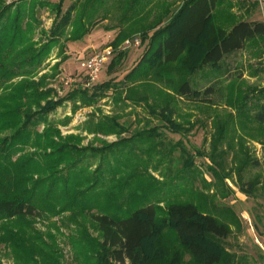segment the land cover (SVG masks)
Wrapping results in <instances>:
<instances>
[{"label":"trees","instance_id":"1","mask_svg":"<svg viewBox=\"0 0 264 264\" xmlns=\"http://www.w3.org/2000/svg\"><path fill=\"white\" fill-rule=\"evenodd\" d=\"M175 2L179 0L169 4L168 0H122L118 4L120 18L131 24H127L126 30L119 28L109 45L116 52L118 46L138 30L141 42L147 45L136 65L120 81L111 78L101 83L99 80L91 84L85 82L83 86L76 85L64 97L55 98L46 80L60 72L59 67L68 57L55 56L57 61L48 66L50 72L39 75V68L49 59L54 47H61V40L81 41L92 25H97L95 6L102 7L103 2L74 0L63 10V0H23L8 5L0 0V221L14 222L11 229L4 227L2 233L0 231V245L6 246L7 241L15 245V258L21 259L22 264H38L31 259L27 262V255L40 258V264H60L59 250L41 251L34 242L30 243L32 250L25 253L28 248L24 245L28 240L36 237L43 240L26 218L70 213L71 220L93 209L97 213L90 215L99 231V239L84 231L71 241L75 254L86 258V264H241V258L238 260L236 254L225 251L223 242L230 236L226 224L192 203L164 205L166 213L161 219L157 218L153 205L110 213L119 198L108 186L121 180L119 173H113L102 184L105 176L100 170L102 165L90 172L91 162L85 166L83 163L88 160L87 153L90 152V157L103 154L126 139L119 138L99 149L83 146L80 135L60 134L58 126L68 124L70 117L62 121L49 118L65 103H70V111L75 113L80 108L93 107L110 90L114 91L117 103L125 91V100L146 102L150 116L167 126L171 133L180 134L181 125L171 120L172 101L166 96L167 89L185 101L212 104L208 97L213 94V86L202 91L192 89L187 77L205 67L218 70L226 55L244 50L256 40L264 47V24L237 20L231 14L227 29L219 24L216 14L220 0H180L177 6L173 5ZM37 6L48 7L54 17L50 29L42 31L45 42L36 47L27 31L32 30L28 21L34 20ZM241 7L244 8L243 4ZM149 15L151 20H147ZM127 17L130 21H126ZM117 53L111 60L109 73L124 56L123 52ZM163 68L166 73H162ZM155 79L165 87H158L155 93L145 90L137 94L134 88L127 86L142 81L147 85L149 80ZM252 91L258 96L255 111L250 112L251 105H246L244 100L246 106L242 103L236 107V112L239 116L246 113L252 123L264 126V87ZM227 125L228 122H222L217 127L218 136L211 142L213 149L224 139L221 135ZM79 129L93 135L117 137L126 132L116 118L103 115L96 118L91 115ZM156 131L154 128L153 132ZM234 163L233 169L237 171L244 165ZM192 165L193 158L187 159L183 168ZM220 179L222 182L224 176ZM101 184L103 187L96 191ZM255 187L256 184L250 182L242 184L239 191L249 196ZM204 188L207 189V185ZM26 232L33 233V238L25 236ZM166 234L172 238L168 236L161 242ZM20 252H24V258ZM45 253L52 262L47 259L45 263Z\"/></svg>","mask_w":264,"mask_h":264},{"label":"rangeland","instance_id":"2","mask_svg":"<svg viewBox=\"0 0 264 264\" xmlns=\"http://www.w3.org/2000/svg\"><path fill=\"white\" fill-rule=\"evenodd\" d=\"M22 1L3 0L6 5L19 4ZM48 1L57 2V0ZM73 1L63 0V10ZM121 1L101 0L103 6H95L98 23L95 26L92 25L91 30L97 26L107 28L111 25L126 30L129 27L127 24L131 23H125L120 18L122 13L118 9V4ZM170 1L172 0H168V4ZM178 3L180 4V0L173 5L177 6ZM34 14V20L28 21L32 24V30L27 33L29 32L32 43L37 47L45 42V34L42 31L47 32L50 29L54 14L48 7L39 6L35 8ZM216 14L219 24L227 29L231 23V14L237 20H260L256 5L241 0H220ZM148 19L151 20L152 16L149 15ZM99 31L94 33V40L89 36L86 37L89 33L85 36L86 39L84 37L75 43L61 40V47H54L49 59L39 68V75L50 72L48 66L57 61L55 56L68 57L59 67L60 72L46 80L47 88L53 89L55 98L64 97L76 85L83 86V83H88L86 74L81 72V63L90 60L95 54L107 51L111 53L108 59L106 57L104 60L99 82H105L111 78L117 82L136 65L146 49L147 42H141L142 38L138 30L128 39L138 37L140 45L126 46L124 41L128 39H125L116 52L110 45L105 44L106 32ZM98 33L101 35L99 36ZM101 40L104 44L98 45ZM67 43L72 44L67 47ZM67 51L69 55L65 53ZM119 51L123 52L124 56L112 67V73H109L111 60L119 54L117 53ZM164 68L162 73H166ZM187 78L192 89L202 91L208 86H213L214 91L208 97L212 100V104H204L185 101L172 94V90L167 89L169 94L166 96L172 101L171 120L174 124L181 125L180 134L171 133L167 126L150 116L146 102L125 100V91L122 92L117 103H115L114 91L110 90L93 107L80 108L75 113L70 111V103H65L50 114L49 118L62 121L64 117H70L68 124L58 126L60 134L62 136L80 135L83 138L81 142L83 146L99 149L119 138L126 139L103 154L90 157V152L87 153L88 160L83 163L85 166L91 162L90 172L95 170V166L102 165L100 170L105 174L102 177L104 180L102 184H105L113 173H119L121 180L108 186L119 198V201L113 203L110 213L118 211L124 213L128 207L137 209L153 205L156 208L157 218L161 219L166 213L164 205L192 203L201 211L226 224L230 231V236L223 242L227 253L236 254L238 260L241 258L239 261L241 264H264L262 251L264 248V126L252 123L246 113L239 116L236 112V107L242 103L243 106L251 105L250 112L255 111L254 106L258 96L253 94L252 90L264 87L263 43L256 40L255 43L247 45L244 50L226 55L221 67L216 71L205 67ZM155 80H149V85H143L144 81H142L128 83L127 86L134 88L137 94L145 93V90L155 93L158 87L165 88L158 83V79ZM143 95L146 94H141ZM91 115L95 118L99 115L113 116L126 128V132L117 137V135H93L80 130L83 122ZM222 122H228L221 135L224 139L217 145L218 147L213 149L211 142L215 136H218L216 129ZM154 128L158 131L153 132ZM38 130L41 131L42 126ZM131 136L134 137L129 138ZM192 158L193 165L183 168L187 159ZM234 161H237V166L244 164L240 171L233 169ZM211 168L215 170L211 171ZM228 169L230 172L227 173ZM225 173L227 175H224ZM222 176L224 180L220 182ZM250 182L256 184V187L249 196H246L239 191V188L242 184ZM102 184L99 185L101 187L96 188V191L103 187ZM204 185H207V189ZM221 192L223 194L220 195ZM95 213H97L95 209L90 212L85 211L73 216L71 220L70 213L53 217L44 214L26 218L43 240L38 237L33 241L28 240L29 243L24 245L28 248L25 253L32 250L30 243L34 242L36 248L41 251L59 250L60 264H86V258L75 254L71 241L78 236V233L82 234L84 231L90 237L99 239V231L90 215ZM11 222L13 221H0L1 233L4 227L12 228ZM25 236L33 238V233L26 232ZM168 236L172 238V235L166 234L161 242H164ZM14 248L15 245L8 244V241L6 246L4 243L0 245V264H22L21 259L15 258ZM20 255L21 258L25 257L24 252H20ZM48 258H51L49 254L45 256V263ZM29 259L37 261L38 264L42 262L40 258L35 256L31 258L27 255L26 261L29 262ZM48 260L52 262V259Z\"/></svg>","mask_w":264,"mask_h":264},{"label":"built area","instance_id":"3","mask_svg":"<svg viewBox=\"0 0 264 264\" xmlns=\"http://www.w3.org/2000/svg\"><path fill=\"white\" fill-rule=\"evenodd\" d=\"M247 3H254L258 9V14L260 18V22L264 24V0H241ZM140 40L138 37H134L132 39H128L124 41V45L130 46V47H138L140 45ZM111 55L109 51L102 54H95L93 58L90 60H87L85 62L81 63L82 69L85 71V74L87 76L88 83H94L99 80L100 71L102 69V66L104 65L105 58ZM248 219V218H247ZM262 251L264 253V248H262ZM128 264V263H125Z\"/></svg>","mask_w":264,"mask_h":264},{"label":"crops","instance_id":"4","mask_svg":"<svg viewBox=\"0 0 264 264\" xmlns=\"http://www.w3.org/2000/svg\"><path fill=\"white\" fill-rule=\"evenodd\" d=\"M104 29H106V31L104 30ZM100 30V31H99ZM118 30H119V27L118 26H114V25H111V26H109V27H107V28H99L98 26L97 27H95V28H93L90 32H89V34L86 36L87 38H88V36H89V38L91 37V39L92 40H94V36H95V32L96 31H99L100 33H102V31H105L106 33V43L105 44H110L112 41H113V39L116 37V35H117V33H118ZM100 33H98V35L100 36L101 34ZM86 37H85V39H86ZM98 39V38H97ZM96 39V40H97ZM89 40V39H88ZM92 40H89V41H92ZM95 43H96V41H94ZM75 43V42H74ZM79 43H81V42H79ZM104 44V42L101 40L100 41V43H98V45H100V44ZM72 43H67V47H69L70 45H71ZM68 52V51H67ZM67 52H65L67 55H69V52L67 53Z\"/></svg>","mask_w":264,"mask_h":264}]
</instances>
